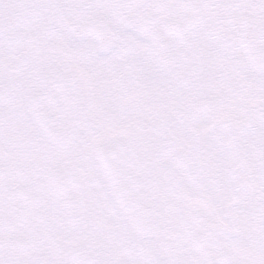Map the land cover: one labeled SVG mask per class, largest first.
<instances>
[{"label":"flooded vegetation","instance_id":"flooded-vegetation-1","mask_svg":"<svg viewBox=\"0 0 264 264\" xmlns=\"http://www.w3.org/2000/svg\"><path fill=\"white\" fill-rule=\"evenodd\" d=\"M170 1L0 0V229L10 226L14 231L11 240L0 242V264H194L195 237L179 238L178 224L176 234H170L167 216L161 215L157 203L161 188L172 183L158 175H171L173 159L177 162L186 155L174 150L170 169L160 172V145L178 142L174 130L187 127L180 124L185 108L164 113L160 109L154 127L146 124L137 107L140 119L132 120V132L96 139L93 124L102 116L95 109L104 105L94 104L96 79L104 96L114 99L106 93L111 89L109 78L115 79V86L131 77L103 71L99 65L105 60L96 56L95 41L77 39L91 16L102 17L118 34L115 51L123 45V29L141 32L156 59H173L167 76L175 93L200 86L202 95L223 101L217 107L220 119L205 121L206 135L196 142L195 154L206 160L247 158L243 141L264 132L259 124H264V83L244 67L235 37L242 18H264V0H219L202 11L201 27L180 41L164 35ZM81 57L94 73L90 90L82 76ZM108 59L117 61L114 55ZM232 67L234 74L226 71ZM237 75H249L251 80H239ZM242 81L245 85L237 88ZM236 96L239 101L234 104ZM127 110L119 108L122 123ZM187 111L190 122H195L192 103ZM87 139L92 142L97 179L108 196L103 195L104 204L100 195L87 193L90 185L76 167L78 180L72 168L77 161L63 146L78 149L76 145ZM53 147L57 149L49 153ZM260 155L264 157L263 152ZM150 159L158 160L152 164ZM206 167L214 171L212 175L221 169L209 162ZM247 171L234 175L244 182ZM234 197L238 217L233 223L240 247H246L242 238L250 237V264H264V185L250 192L235 190ZM221 211L222 207L218 215L199 216L197 221L189 216L187 223L196 226L208 220L225 225L230 217L220 216ZM117 241L123 247L118 252ZM214 251L225 264H242L220 247Z\"/></svg>","mask_w":264,"mask_h":264},{"label":"rangeland","instance_id":"rangeland-1","mask_svg":"<svg viewBox=\"0 0 264 264\" xmlns=\"http://www.w3.org/2000/svg\"><path fill=\"white\" fill-rule=\"evenodd\" d=\"M121 33H122L121 39H123V43H122L123 45H121L118 50L114 51L112 55H114L115 59L117 60V61H114V63L116 64L120 62V64L122 65L110 66L107 72L109 73V75H123V74L127 75L126 72L128 71L127 69H124L123 66L129 63V71H130L129 73L132 74L130 76L132 77V76L140 75L138 79V83L141 86V91L139 92L138 96H136V89L134 87V84L132 82H129V79H125L122 85L119 84V85L114 86L113 82L115 81V79L111 77L108 80L110 82L109 87L111 89L107 90L106 93H109V92L112 93L115 96V98L114 99L106 98L104 96L105 93L103 89L101 90L99 89L98 79H96L97 87L95 89L94 104H98L100 101L104 105L102 109H98V110L95 109V114L100 115L99 114L100 112L102 116L101 120L96 119L93 124V129L97 127L95 130V138L96 139L100 138L101 140H103L104 138L122 135L130 131L131 126H130L129 120L125 118V121L123 123L120 121L121 116H120L119 108L120 106H123L124 104H126L128 100L136 96V97H140L141 102H142V110H143V115H144L143 119L145 120L148 126L150 125L154 127H157V124L153 122L157 121V119L155 120L154 118L156 117L158 113H160L159 112L160 109H161V113L168 112V111L175 112L179 110L180 108L181 109L185 108V111L188 112L187 106H189L190 103H192L195 122L190 124V119L188 117H185L184 115V122H181L180 124L187 126L188 129H186L185 127L183 129L176 128L174 132H175V135L178 136L177 143L181 147H186V146L194 147L196 142L201 141L202 138L204 137L205 128H203V126H204L205 121L207 119L210 120L214 117L216 119H220V117L216 116L217 109H218L217 107H218V104H223V101H219L220 97L216 95H211L209 97H207V95H202L201 93H199V91H203L202 87L200 86L194 88L193 90L189 92H184L183 94L175 93V89L170 83V80L168 79V77L160 74V67H158L157 61H153V59H150L148 54L144 52L145 46L141 42L138 43L139 41L136 38H132L134 37L133 35H131L132 31L128 29H123ZM128 41H130L131 43L124 44ZM133 53L135 55H133ZM137 53L140 55V57H138ZM104 60L106 61L102 62V64L99 65V67L103 68L104 69V70L102 69L103 71H106V67H107L109 60L108 59H104ZM81 61L85 62V64L83 65V68H85L84 69L85 71L81 69V72L85 74L82 76L85 80V83L88 89L90 90L93 84L92 77L90 75H93L94 73L90 71L89 67H87L88 65H87L85 58L81 57ZM132 65L135 67V70L137 71V75H134L136 72L134 71V68ZM217 67L219 66L216 65V68ZM226 71L233 73V74L236 72V70L233 67L230 70H227L226 68ZM94 76L98 78V75H94ZM237 77L239 80L245 77L246 78L245 81L247 82L251 80L249 75H237ZM239 83L244 84L243 81L237 82L235 84L237 88H238ZM121 86H123V89ZM236 99L237 100L234 102V104H236L239 101V96H236ZM208 102H211V103L208 104ZM258 113L259 111L257 112V116H258ZM220 116H222V113ZM150 123H153V124H150ZM165 124H162L161 126L164 127ZM259 124H261L262 126L264 125L263 123H259ZM261 129L264 130V128H261ZM188 133H190L191 136ZM263 136H264V132L262 133V136L260 139L258 140L250 139L249 141H243L242 143L243 151L247 152L246 157L249 156V161H247V163H252L255 158H258L257 159L258 167H264L263 165L264 159L260 155L261 151L264 152V137ZM195 139L197 141H195ZM250 147L252 148L250 149ZM91 148H92V142L90 141V139L83 141V144L81 145V149H80L81 162H80L79 169L83 177L84 178L85 176L87 177L86 183L90 185L87 189V193L93 197H98L100 195L101 203H103L104 201L103 195H105L106 193L104 189L98 184L97 175L94 170L95 167H94L93 159L91 156L92 155ZM2 152L5 153V151H2ZM155 161L156 159L153 162L155 163ZM162 162L167 163L171 161L168 159V160H162ZM239 165L240 164L237 161V159L231 157L230 159H226V160L217 159L215 167H221V169L228 170L229 168L230 169L236 168ZM166 169H170V167L166 166ZM159 170L160 172L166 171V170H161V169ZM183 171L184 170L175 172V167L172 166V168L170 169V172H172L173 174L169 175L168 173H166V174H159L158 176L162 177L161 180L163 181L171 180V181L176 182V173L177 172L184 173ZM218 173L219 174L215 175V178H214L216 180L218 178H222L221 170ZM236 174L239 175V172H236ZM245 174L248 175V173H245ZM197 176L199 177L201 182L204 181L200 174L197 173ZM252 176L253 174H250V176L248 177V179L251 180L250 183L252 185L251 186L252 189L255 186L264 185L256 181L254 183L252 181ZM190 177L192 178V175ZM234 183L239 184L241 182L237 181L234 178ZM188 188H189V184L187 182L185 175L180 174L178 177L177 185H168L162 189V192H161L162 206H165L166 210L164 209V211H166V213H164V215L167 216L165 227L168 229L167 231L170 234H176L177 232L176 225L182 222V216H180V214L184 212V210L186 209V206L193 205V203L201 202V200L198 199V197L201 198L202 196H205V195L210 196L209 195L210 191L207 190L206 187L202 188L201 191L197 189L188 190ZM216 191L218 192L219 189L216 188ZM203 201H205V203H207L210 207H213L212 202L207 197H205ZM214 206H216L215 203H214ZM221 207H222V210L225 209V211L229 212V214L232 217V221H228V222L225 221L226 225L230 229L231 225H233L234 219L238 217L236 215L237 208L234 206V201L232 198H230L227 202L221 203ZM101 209L102 211L105 212L104 207H102ZM178 209H181V210L178 211ZM244 210L245 209H243V212ZM220 216H223V215L221 214ZM229 222H232V223H229ZM201 224H204V223H201ZM200 227L201 226H199L198 228ZM4 229H0V242L4 241L6 238H9L7 239V242H8L9 240H11V238L14 237V231H12L13 229L12 227L8 226L7 228H4ZM8 230L9 232L7 233ZM216 230L217 228L215 229V233H216ZM113 232L115 231L113 230ZM212 238H215V234L212 235ZM0 247H2V244H0ZM118 248L120 249L123 248L122 241H117L116 247H114L116 252L120 251V249ZM244 251H245L244 256H246V260H247L249 258L247 254L249 253L248 245H247L246 250ZM217 263H220V262H217Z\"/></svg>","mask_w":264,"mask_h":264},{"label":"water","instance_id":"water-1","mask_svg":"<svg viewBox=\"0 0 264 264\" xmlns=\"http://www.w3.org/2000/svg\"><path fill=\"white\" fill-rule=\"evenodd\" d=\"M172 11L168 15V22L166 24L167 34H174L178 37L183 32L185 33L193 28L190 26L192 23L195 24L193 20L195 17L193 15L178 14L175 10L174 13ZM97 22V30L91 29V24L93 23H88L89 25L86 26L84 31L95 36L99 43H103L101 45V52L104 53L111 46L113 37L104 23L101 21ZM242 48L249 67L257 73L264 72V21H245L243 23Z\"/></svg>","mask_w":264,"mask_h":264}]
</instances>
